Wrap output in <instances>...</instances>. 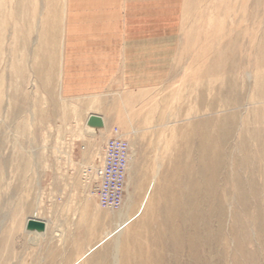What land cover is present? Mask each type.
Here are the masks:
<instances>
[{"label":"rangeland","instance_id":"374dc122","mask_svg":"<svg viewBox=\"0 0 264 264\" xmlns=\"http://www.w3.org/2000/svg\"><path fill=\"white\" fill-rule=\"evenodd\" d=\"M117 136L114 263L85 171ZM0 264H264V0H0Z\"/></svg>","mask_w":264,"mask_h":264},{"label":"built area","instance_id":"2783aa9c","mask_svg":"<svg viewBox=\"0 0 264 264\" xmlns=\"http://www.w3.org/2000/svg\"><path fill=\"white\" fill-rule=\"evenodd\" d=\"M130 150L127 140L121 137L109 138L102 150L98 164L88 169L93 181V193L97 205L105 210H118L124 201L127 167Z\"/></svg>","mask_w":264,"mask_h":264},{"label":"bare ground","instance_id":"6f19581e","mask_svg":"<svg viewBox=\"0 0 264 264\" xmlns=\"http://www.w3.org/2000/svg\"><path fill=\"white\" fill-rule=\"evenodd\" d=\"M213 78V77H212ZM92 115H95L97 117H100L96 114H92ZM88 119V118H87ZM87 121V120H86ZM104 125V123H103ZM88 127V126H87ZM106 127V126H105ZM85 128V127H84ZM87 131L89 132H94V133H89V135L91 136H95L97 135V133L93 130H95V128H92V127H88L86 129ZM106 131V130H105ZM86 132V131H85ZM217 132L214 133V140H221L223 141L224 139L227 138V134L225 133H219L218 135L216 134ZM100 135H103V134H100ZM99 135V136H100ZM220 141V142H221ZM129 150H130V147H129ZM209 157H202V161H204V163L206 164H209L211 165L210 161H207ZM213 163L215 162L213 159H212ZM204 163L202 164V173L206 171L205 169V166H204ZM216 163V162H215ZM127 171H128V167H127ZM128 201V200H127ZM122 207V206H121ZM120 207V208H121ZM129 207H130V203L129 202H125L124 203V208L122 210V208L120 209L119 208V211L115 214H113V229L111 230L110 232V236H115L114 240L116 241L115 243V247H116V252L114 254V263L117 262L118 260V257H117V252H118V247H119V244H120V239L124 233V229L125 227L128 225V223L130 222L131 218L129 216V213H128V210H129ZM28 219H34V220H38V221H41L43 224H44V229L43 230H38V229H34L32 230V234L34 235V237H37L39 236L41 233L45 232L44 230H46L47 228V221H44L42 220L43 218L41 217H38L36 213H33L32 216L28 217L26 220H25V227H26V223H27V220ZM28 230V229H27ZM113 256V255H112Z\"/></svg>","mask_w":264,"mask_h":264},{"label":"water","instance_id":"95a60500","mask_svg":"<svg viewBox=\"0 0 264 264\" xmlns=\"http://www.w3.org/2000/svg\"><path fill=\"white\" fill-rule=\"evenodd\" d=\"M86 126L92 127L95 129L103 127V122L100 117H97L95 115H90L86 121ZM26 229L29 230H43L44 224L41 221L34 220V219H28L26 223Z\"/></svg>","mask_w":264,"mask_h":264},{"label":"crops","instance_id":"0c3cea01","mask_svg":"<svg viewBox=\"0 0 264 264\" xmlns=\"http://www.w3.org/2000/svg\"><path fill=\"white\" fill-rule=\"evenodd\" d=\"M88 116L89 115H87L86 117H85V119H84V122H83V124L86 122V120H87V118H88ZM105 121V120H104ZM105 125H106V123H105ZM87 133H94V132H89V131H87ZM95 138V137H94ZM93 139V137L92 138H87V141H88V145L91 143L92 145H89L88 146V148H87V150L86 151H83L82 153H81V157H83V158H86V157H88L89 158V160H92V158H91V153H92V148H93V141H91ZM82 149L84 150V147H82ZM91 152V153H90ZM74 154V153H73ZM90 164V163H89ZM42 220H44V221H46L44 218L42 219ZM47 225H48V222H47Z\"/></svg>","mask_w":264,"mask_h":264}]
</instances>
